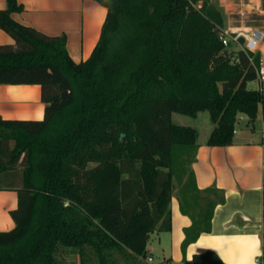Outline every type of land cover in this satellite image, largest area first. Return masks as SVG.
I'll return each mask as SVG.
<instances>
[{"label":"trees","instance_id":"obj_1","mask_svg":"<svg viewBox=\"0 0 264 264\" xmlns=\"http://www.w3.org/2000/svg\"><path fill=\"white\" fill-rule=\"evenodd\" d=\"M95 1L107 14L80 62L65 33L14 18L19 0L0 9L14 39L0 45V84H40L45 103L42 119L0 118V188L18 195L15 227L0 230V264H74L65 253L80 264H158L147 245L153 232L172 229L174 178L192 219L185 252L211 230L225 197L198 187V130L173 123L172 113L208 111L211 146L232 144L244 115L264 120L262 52L223 43L225 15L214 0ZM192 264L223 260L210 249Z\"/></svg>","mask_w":264,"mask_h":264},{"label":"crops","instance_id":"obj_2","mask_svg":"<svg viewBox=\"0 0 264 264\" xmlns=\"http://www.w3.org/2000/svg\"><path fill=\"white\" fill-rule=\"evenodd\" d=\"M19 1L24 10L13 14L16 20L49 35L65 33L68 51L77 62L91 55L106 18L105 6L95 0ZM5 7L6 0H0V9ZM9 43L14 39L0 26V45ZM44 113L40 84H0V118L42 119ZM242 119L248 121L246 115ZM255 130L254 124L250 130L237 127L234 142L225 146L207 144L211 131L207 138L198 140L192 164L197 185L201 189L215 186L225 201L215 207L211 230L203 232L184 252V229L192 219L181 212L179 198L173 195L176 206L172 210V229L151 234L147 245L151 262L192 264L195 253L211 249L220 255L223 264H262L257 258L262 255L264 238V120L262 135L249 137ZM17 204L15 190L0 188V230L15 227L10 212Z\"/></svg>","mask_w":264,"mask_h":264},{"label":"rangeland","instance_id":"obj_3","mask_svg":"<svg viewBox=\"0 0 264 264\" xmlns=\"http://www.w3.org/2000/svg\"><path fill=\"white\" fill-rule=\"evenodd\" d=\"M214 2L222 9L225 15V27L242 26L245 28H260L264 31V8L262 0H214ZM259 50L263 55L261 80H264V40ZM249 86L256 88L259 86V82L257 81L255 83H251ZM172 122L178 125L190 126L197 129L199 133L198 140L207 138L210 131H212L214 127V123L212 122L208 111H201L196 117L173 112ZM247 122V119L241 118V121L238 123L237 127L239 129L242 127L243 130H250V126H252V124L248 126ZM262 124L263 118L262 114L260 113L254 122L256 129L254 135L252 136V134H249V137H260L262 135ZM185 179L186 175L183 176V180ZM180 186L181 183L178 182L177 178H174V199L175 196L180 199ZM175 206V202L171 203V208L173 211ZM154 236L155 234L153 237ZM151 245L155 246L156 244L152 242ZM64 256V260L67 263L80 264L78 255L65 253ZM158 257L159 256H156V259H158Z\"/></svg>","mask_w":264,"mask_h":264},{"label":"built area","instance_id":"obj_4","mask_svg":"<svg viewBox=\"0 0 264 264\" xmlns=\"http://www.w3.org/2000/svg\"><path fill=\"white\" fill-rule=\"evenodd\" d=\"M221 38L225 45L233 43L238 45L245 51L256 52L261 48L264 40V31L260 28H245L242 26L237 27H223L221 30ZM264 82V80H263ZM264 255V238H263V252L257 260L262 261ZM149 260H152L150 257Z\"/></svg>","mask_w":264,"mask_h":264},{"label":"water","instance_id":"obj_5","mask_svg":"<svg viewBox=\"0 0 264 264\" xmlns=\"http://www.w3.org/2000/svg\"><path fill=\"white\" fill-rule=\"evenodd\" d=\"M124 134H122V136H123Z\"/></svg>","mask_w":264,"mask_h":264}]
</instances>
